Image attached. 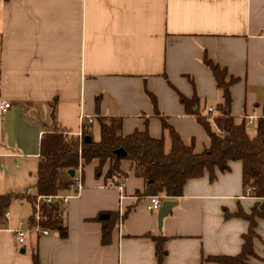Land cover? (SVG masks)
<instances>
[{
	"label": "crops",
	"instance_id": "1",
	"mask_svg": "<svg viewBox=\"0 0 264 264\" xmlns=\"http://www.w3.org/2000/svg\"><path fill=\"white\" fill-rule=\"evenodd\" d=\"M206 58L226 69L227 80L236 78L230 86L236 120L264 117V0H0V106L11 103L0 115V193L33 185L42 135L57 127L79 135L97 105L102 115L123 118L124 135L147 127L151 136L165 137L168 150L170 137L148 92L182 140L203 151L210 136L181 96L198 98L194 109L204 114L213 107L212 123L222 130L216 108L222 90ZM98 164L82 169L79 194L69 188L71 173L64 175L61 194L71 195L63 203L66 238L28 232L20 243L14 230L26 229L33 212L22 227L9 211L0 264H33L36 245L40 264H157L152 236L160 235L167 237L163 264H222L207 258L242 250L249 221L227 214L250 213L259 201L244 191L242 160L216 169L214 178L206 171L189 179L161 226L159 210L146 208L145 181L130 160H122L128 175L119 185L105 182L108 162L97 176ZM128 209L103 245L98 215L121 217ZM257 233L248 264H264V217Z\"/></svg>",
	"mask_w": 264,
	"mask_h": 264
},
{
	"label": "trees",
	"instance_id": "2",
	"mask_svg": "<svg viewBox=\"0 0 264 264\" xmlns=\"http://www.w3.org/2000/svg\"><path fill=\"white\" fill-rule=\"evenodd\" d=\"M205 63L212 69L218 87L222 90V102L216 107L223 118L221 133L212 123L211 114H204L194 109L198 98L188 99L181 96L189 114L196 116L210 136V146L201 152L195 150L194 142L186 144L178 131L170 123L166 115L157 109L156 97L148 92L156 109V115L161 119L163 129L171 140L167 150L165 137L156 138L150 135L148 128L135 130L123 134V118L107 116L99 112L93 121L87 120L82 126V134H74L63 127H57L42 135L40 141V157L36 172V182L23 192L0 193V223L3 224L4 214L11 204L18 201H28L33 207V214L29 217V225L35 224V209L39 196L61 194L64 187V175L71 170L82 169L95 159H99L96 175L100 176L103 166L108 162L109 168L105 175L108 185H119L127 177L128 172L122 169V160H130L137 176L145 181L143 196L162 195L165 199H175L183 194L184 186L189 179L201 177L206 171L211 178L216 176V169L227 171L230 161L242 160L243 186L247 193L248 187H253V196L259 201L250 213L239 211L234 214L249 221V230L243 235V246L236 255L209 256L207 259L222 264H248L249 258L254 256V239L258 236V218L264 217V117L257 120L254 132L251 133L246 125V119L238 122L231 112L232 95L231 84L236 80H227V71L211 59ZM99 103V100H98ZM94 124L100 130V137L94 138ZM124 150L125 155H119L118 150ZM74 175L71 176L73 178ZM41 209L45 215L42 226L57 231L61 237L68 236V227L63 220L65 205L58 200L54 203L41 202ZM130 209L120 217L117 211L100 213L97 219L102 223V244L112 242V232L119 219L124 220ZM106 216V217H105ZM39 236L38 234H35ZM156 243L157 264H163L166 256V236H152ZM33 264H40L39 250L36 245L32 249Z\"/></svg>",
	"mask_w": 264,
	"mask_h": 264
},
{
	"label": "built area",
	"instance_id": "3",
	"mask_svg": "<svg viewBox=\"0 0 264 264\" xmlns=\"http://www.w3.org/2000/svg\"><path fill=\"white\" fill-rule=\"evenodd\" d=\"M10 107H11L10 102H3L0 106V115H5L10 110ZM213 111H214V108L210 107L209 112L211 113V116H213ZM82 118L85 120L84 117H82ZM245 119H246L247 127L250 128V127H253L255 125L253 117H245ZM89 121L91 122L92 119H89ZM220 132L223 133L222 130ZM81 134H82V132L79 133V135H81ZM3 168H4V165L2 163H0V171H2ZM83 187H84L83 172H82V168L79 167V169L76 172H74V176L72 178L71 183L69 184V188L73 189L74 194H79L80 191L83 189ZM120 189H121V186H120ZM253 192H254V188L248 187L247 194L252 195ZM69 197H71V195L58 194V195L39 196L37 203H36V209L34 212L35 224L29 225L26 229L14 230V232L18 236L19 242L24 243L26 233H28V232L35 233L38 235H47L50 233V229L44 228L42 226V221L45 219V215L43 214V211L41 209V202L42 201L46 202V203H54V202L60 200L63 203H65ZM164 199H165V197L162 195H148L146 208L149 211H158L160 209ZM9 216H10L9 211L5 212V214H4L5 221L9 219ZM2 228H3V226L0 223V230H2Z\"/></svg>",
	"mask_w": 264,
	"mask_h": 264
},
{
	"label": "rangeland",
	"instance_id": "4",
	"mask_svg": "<svg viewBox=\"0 0 264 264\" xmlns=\"http://www.w3.org/2000/svg\"><path fill=\"white\" fill-rule=\"evenodd\" d=\"M249 130H250L251 133H253L254 130H255V128L254 127H250ZM96 136H97V138H99V135L98 134ZM35 170L36 169H33V171H32L33 177H30L31 178L30 180L32 182L34 180ZM5 171H6V168H5ZM29 176H30V174H29ZM0 190H3V189H0ZM11 192H13V191H11ZM8 211H11V212L15 213L16 216H19L20 218H22V222H21L22 224L21 225H22V227H24L25 226V223L27 221V218L33 212V207L31 205V203H29L26 200H24V201H18V200H16V201H14L11 204V206H10V208H9Z\"/></svg>",
	"mask_w": 264,
	"mask_h": 264
},
{
	"label": "water",
	"instance_id": "5",
	"mask_svg": "<svg viewBox=\"0 0 264 264\" xmlns=\"http://www.w3.org/2000/svg\"><path fill=\"white\" fill-rule=\"evenodd\" d=\"M118 154L125 155V151L120 149L118 150ZM70 173L71 175H74V170H71ZM175 205H176V201L171 200V199H165L162 202V205L158 211V222L160 226L162 225L163 219L170 213V211Z\"/></svg>",
	"mask_w": 264,
	"mask_h": 264
}]
</instances>
